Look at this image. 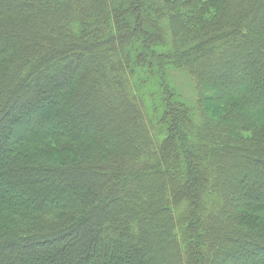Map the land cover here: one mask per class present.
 Returning a JSON list of instances; mask_svg holds the SVG:
<instances>
[{
	"label": "trees",
	"instance_id": "1",
	"mask_svg": "<svg viewBox=\"0 0 264 264\" xmlns=\"http://www.w3.org/2000/svg\"><path fill=\"white\" fill-rule=\"evenodd\" d=\"M17 1L0 0V264H264V0H147L145 18Z\"/></svg>",
	"mask_w": 264,
	"mask_h": 264
},
{
	"label": "rangeland",
	"instance_id": "2",
	"mask_svg": "<svg viewBox=\"0 0 264 264\" xmlns=\"http://www.w3.org/2000/svg\"><path fill=\"white\" fill-rule=\"evenodd\" d=\"M7 1H9V0H7ZM14 2H15V4L17 5L18 4V1L17 0H14ZM145 2H147V0H133V2L131 3L130 1H128V0H125V2H124V9H123V11H122V14L123 15H126L127 17H129L130 18V16L134 13H139L140 14V16L141 17H143V18H145L146 17V15H144L145 13H147V8L145 7ZM114 15H115V13H114ZM140 17V18H141ZM145 22L146 21H144V19H143V21L141 20L140 21V23H143V24H145ZM135 23V22H134ZM135 30V37H128L129 39H128V43L130 44V43H134V42H136V41H134V38H140L141 37V42L143 43V44H145L146 45V43H147V40H146V33L145 32H143L142 30H136V29H134ZM89 36V35H88ZM131 39V40H130ZM145 48V47H144ZM145 49H147V48H145ZM187 84V82H186V78L184 77V79H181L180 81H178V85L180 86V88H182L184 91H188L187 92V95L191 92V89L189 88V86L188 85H186ZM97 102L100 104V99L101 98H99V97H97ZM264 100V95H262V96H259V100ZM58 102V100H57V98H54L51 102H48L47 104L46 103H44V105H45V107H46V105H48V104H56ZM37 113H38V111H36V112H33V118H34V120H37V118H38V116L39 115H37ZM112 121H113V126H116L115 128H114V132H112V133H115L116 135H119V136H123V138L124 139H128V138H130V133H128L126 130H124V129H119L117 126L121 123V122H124L125 120L124 119H118V117L116 118V117H114V119H112ZM110 122H111V120H110ZM130 123V122H129ZM178 143V145H180V141H178L177 142ZM235 159H237V162L236 163H234L233 164V166H234V168H243V169H245L246 170V164H248V162H246V160H245V158H243V157H239V156H235L234 157ZM229 159V158H228ZM170 161H172V160H170ZM229 164H231L232 165V163H230L229 162V160H228V165ZM253 166L254 167H261V168H263L264 169V162H262V163H260V162H254L253 163ZM248 167H249V169L250 170H252V172L253 171H255V169L254 168H251L250 167V165H248ZM170 171L172 172V173H174V172H176L177 171V169H176V167H174V165H173V162H171V165H170ZM224 170H227V168L226 167H224L223 168ZM225 172V171H224ZM225 174H226V172H225ZM155 177H153V176H151V177H147V178H143V179H139L138 180V183H142V182H148V185L150 186V187H152L153 186V182H152V180L154 179ZM101 179V178H100ZM246 181V182H245ZM248 180H246V179H242L241 181H236V183H235V189H238V190H241V189H243V190H247V188H248V182H247ZM177 183V184H176ZM128 184H130V183H128ZM175 184L176 185H180V186H184V180H180V179H176L175 180ZM174 184V185H175ZM183 184V185H182ZM0 185H1V187H3V191H5V192H11V191H13L12 189H10L9 187H6V186H4L3 185V183H2V181H1V178H0ZM260 189H258L257 188V192H260V194H261V192L264 194V187H259ZM234 193H235V191H234ZM232 194V195H230L231 197H233V195H235V194ZM182 197V195L181 194H179V198H181ZM136 198L137 197H135L134 199H132L131 201H130V199L129 200H127V203H134V202H136ZM249 202H252V203H259V199H256V198H254V199H250V200H248ZM115 208L116 207H118V205H115L114 206ZM200 215H203L204 216V214H202V213H200ZM223 222V221H222ZM225 222V221H224ZM214 227V226H213ZM148 229V228H147ZM148 231H150L149 229H148ZM201 231V230H200ZM228 233H230L229 235H231V232H228ZM228 233H227V235H226V240H228V241H230L231 242V240L229 239V235H228ZM64 239V238H63ZM63 239L61 238V239H59V240H56L55 241V243H50V242H47V241H45L44 242V244H34V245H32L31 246V248H30V250H32V249H36V250H49L51 247H52V245H55V244H60V243H62V241H63ZM29 249H22L21 251H28ZM13 251V252H12ZM12 254H16V253H18L19 251H20V249H19V247L17 246V245H14V246H12ZM214 264V263H213Z\"/></svg>",
	"mask_w": 264,
	"mask_h": 264
}]
</instances>
